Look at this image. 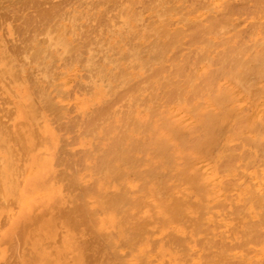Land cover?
<instances>
[{
    "label": "bare ground",
    "instance_id": "6f19581e",
    "mask_svg": "<svg viewBox=\"0 0 264 264\" xmlns=\"http://www.w3.org/2000/svg\"><path fill=\"white\" fill-rule=\"evenodd\" d=\"M41 1L52 14L46 27L32 6L44 41L30 43V15L35 31H25L22 45L32 46L28 54L23 46L25 57L42 65V81L29 85L25 70L6 67L0 42V84L8 74L25 85L1 87L19 118L10 127L0 120V264H264V115H256L263 128L254 136L224 148L216 173L228 181L197 173L189 158L207 154L220 118L237 106L229 81L264 79V0ZM56 62L65 66H55L61 79L80 68L79 90L96 93L92 110L89 98L79 101L76 119L66 82L49 75ZM258 94L264 89L249 90ZM6 99L3 122L13 113ZM177 107L198 124L181 133L171 116ZM243 112L236 122L246 127ZM70 135L84 137L79 157L69 153ZM232 184L234 198L225 194ZM224 191L223 201L216 195Z\"/></svg>",
    "mask_w": 264,
    "mask_h": 264
},
{
    "label": "rangeland",
    "instance_id": "374dc122",
    "mask_svg": "<svg viewBox=\"0 0 264 264\" xmlns=\"http://www.w3.org/2000/svg\"><path fill=\"white\" fill-rule=\"evenodd\" d=\"M2 1V0H1ZM10 2H12V0H9ZM8 0H6L5 2L4 1H2V2H0L1 3V9H0V42H2V38H3V41H4V45L3 44H1L0 43V45L3 47V49L5 50V56H4V60H5V63H6V67H8V68H11L12 69V71H15L16 73H18L19 71H23V70H25V74H26V76L29 78V85L31 84V83H33L34 82V84H38V82H40V81H42L41 79H42V71H41V69H42V65L41 64H39V63H36V62H33L32 61V57H29V58H27V57H25L26 56V54H28L29 53V51L32 49L31 47V45H30V43H32V45H34V46H36L35 48H37L38 46H40V45H37L38 43H40V42H43L44 41V36H43V34L41 33V32H45V29H44V31H43V27L44 26H46L47 24V22H49V21H51L49 18H45V17H48L50 14H51V12H50V14L49 13H47V11L49 10V8H45L44 6H45V4H43V2L40 0V1H38V0H13V3H11L10 4V2H9ZM20 1V2H19ZM24 1V3H25V5H24V3H22ZM30 1V3L29 4H27L28 2ZM36 1H37V4L35 5V3H36ZM52 1V3H50ZM61 1H63V0H55L54 2H56V3H58V2H61ZM116 1V0H115ZM117 1H119V0H117ZM121 1V0H120ZM150 1V0H149ZM15 2H17L16 4H15ZM27 2V3H26ZM53 2V0H49V2H48V0H47V5H48V3H50V5L51 4H53L54 3ZM110 2V3H109ZM111 2H113L114 3V0H112V1H108L107 2V7H109V5H111L112 6V3ZM19 3V4H18ZM56 3H54V4H56ZM6 4H8V6H7V8L9 7V10L8 9H6V8H4V7H6ZM13 4L14 5H16V7L18 6V8H13L12 7V9H11V6H13ZM39 4H41V5H39ZM43 4V5H42ZM53 4V5H54ZM11 5V6H10ZM20 5V6H19ZM37 5H38V7L40 8V10H39V8L37 7ZM46 5V6H47ZM105 5V6H106ZM23 6H26L25 7V9H27L26 10V12H25V9H24V7ZM35 6L39 11H41V12H38V10L36 9V8H33V7ZM40 6H42V7H40ZM52 6V5H51ZM22 7V8H21ZM47 7H50L49 5L47 6ZM139 7H140V10H142V8L144 9V11H140V10H138L139 9ZM137 6L136 8H137V10L136 11H139L141 14H143V17L145 18H147V17H149V15H150V12H148V11H146L147 10V8H145V7H141V5L140 6ZM6 9V10H5ZM22 9V10H21ZM33 9V10H32ZM36 11H35V10ZM45 10V11H43V10ZM14 10V11H13ZM31 10V11H30ZM50 10H52V8H50ZM55 10V8L52 10V11H54ZM5 11H7V12H5ZM16 11H17V13H16ZM24 11L25 13H27L28 12V14H25L24 12V14L26 15V16H29V17H27L26 18V16H23V18H21L22 17V12ZM34 12V13H31V12ZM56 11H57V7H56ZM3 12H5V13H3ZM10 12H11V14L13 13V15H10ZM19 12L21 13L19 16H17L18 14H19ZM38 12V13H37ZM6 13H9V14H6ZM40 13L42 14L40 17H43V19L45 18V20H47V19H49V20H47V21H45V23H44V20L42 19V18H39L40 19V22H39V24H43L41 27L42 28H40V25L38 24V21H39V19L37 18V17H35V15L37 16V14H38V17H39V15H40ZM52 13H54V12H52ZM23 14V15H24ZM35 14V15H34ZM45 14V15H44ZM46 14H47V16H46ZM30 15H32L34 18H37L36 20L32 17V16H30ZM44 15V16H43ZM11 16L14 18H12L11 19ZM18 18H17V17ZM51 16H52V14H51ZM17 20H16V19ZM31 18H33V19H31ZM51 18V17H50ZM145 18V19H146ZM9 19H11L10 21H9ZM19 19V20H18ZM42 19V20H41ZM151 20L153 19V18H150ZM149 18H147V21L149 22V20H150ZM6 20V21H5ZM21 20H23V25L24 24H26L25 26V28L26 29H24L23 27V25L21 24L22 23V21ZM33 20H35L34 22H33ZM38 20V21H37ZM16 21V23H14ZM21 21V23H20V25H19V22ZM26 21V22H25ZM43 21V22H42ZM10 23V22H12V25H11V23H10V25L8 24V23ZM28 22V23H27ZM32 22V25H33V23H34V25L36 24V22H37V24L34 26L33 25V28H35V30L37 31V29H39L37 32L34 30V29H32V28H29L30 26L32 27V25H30L29 26V23H31ZM239 23H240V26H239V29L240 28H243L244 26H245V23H242L243 21L242 20H240V21H238ZM10 26H7V24ZM13 23L14 24H17V25H14V27H15V29H13L12 30V26H13ZM51 23V22H50ZM50 23H49V25H50ZM4 25H5V27H4ZM99 25V24H98ZM4 27V28H2V27ZM17 26V27H16ZM23 26V27H22ZM39 26V27H38ZM48 26V25H47ZM46 26V27H47ZM9 27V28H8ZM13 27V28H14ZM11 28V29H10ZM22 28V30H20ZM93 28H96V26L95 27H93ZM93 28H92V30H93ZM19 29V31L17 32V30ZM28 29V30H27ZM52 29V28H51ZM4 30V32L5 33H3L2 31ZM6 30V31H5ZM12 30V31H11ZM31 30V31H30ZM33 30L35 31V33L33 32ZM42 30V31H41ZM92 30H91V32H92ZM20 31L22 32V34H20ZM32 32V33H34V34H37V33H39L40 32V34H39V36L37 35L36 36V38L37 39H34L35 41L33 42L32 41V39H33V37H35V35L33 36L32 35V37H31V34L29 33H26V32ZM15 32V33H14ZM17 32V33H16ZM2 33V34H1ZM19 33V34H18ZM27 35H25V34ZM15 34V35H14ZM92 34H94V33H92ZM91 34V35H92ZM96 34V33H95ZM20 35H22V36H24L25 35V37L22 39L21 37H20ZM30 35V36H29ZM90 35V36H91ZM3 36V37H2ZM15 36V37H14ZM17 36V37H16ZM43 36V37H42ZM94 36V35H93ZM18 37H20V39H22V41L21 40H19L18 41ZM26 37H27V39H26ZM30 37L32 38L31 39V42H30ZM92 37V36H91ZM14 38H16V39H14ZM42 38V39H41ZM9 39H11V40H9ZM25 39V40H24ZM28 39H29V42L30 43H28L29 45H26V44H23L22 45V43H27V42H25V41H28ZM41 39V40H40ZM99 39H101V38H99ZM16 40H17V43H16ZM23 40H24V42H23ZM39 40V42L37 43V41ZM217 40V39H216ZM12 41V42H11ZM216 42V41H215ZM3 43V42H2ZM7 43V44H6ZM13 45H12V44ZM33 43H35V44H33ZM134 43H136V40H135V42ZM9 44H11V47L13 46V48L12 49H10V45ZM14 44H16V45H14ZM41 44V43H40ZM146 44V43H145ZM7 45H9V46H7ZM22 45V48H23V46L25 47V52L26 51H28L29 49V51H28V53L26 52V54H25V52H24V48L22 49V48H20V46ZM26 45V46H25ZM44 45V44H43ZM185 45H187V44H184V46L182 45L181 47L182 48H184V49H187L186 47H188V46H185ZM16 46V48L17 49H15L14 47ZM30 47L29 49H28V47ZM28 50H27V49ZM14 49V51L15 50H18L17 52H12V50ZM20 49V50H19ZM21 49L23 50L22 52L23 53H20V51H21ZM143 50H145V49H143ZM187 52H188V50H186ZM186 51L185 50H183V51H181V53L180 54H182V53H186ZM18 53V54H17ZM17 54V55H16ZM21 54V55H20ZM170 55H171V58H172V56H173V53H169V57H170ZM25 58V61H24V58ZM27 60V61H26ZM58 65H60L61 66V68H59V70L61 71L62 70V72H64L65 70V66L64 65H62L61 63L59 64V63H57L56 62V65H55V63L50 67V69H49V75L51 76V77H54L53 78V83H55L56 82V85L57 84H59L60 82H61V80H63V81H65L66 82V86H65V89H66V93H65V97H66V102L69 104V107L71 106V118H77V113H78V111H77V108H78V103H79V101L81 100V102H83V101H87L86 99L87 98H89L90 99V101H89V106H88V109H90V110H92L94 107H95V105H94V97H95V95H96V93L94 92V90L92 91V93L87 97L86 96V93H87V91L86 92H84V93H82L80 90H79V88H78V84H79V82H78V77L77 76H83L84 74H85V72L84 71H80V68H78V71H76V73L75 74H72L73 72H75V71H73V72H71V74H66V75H64L63 76V78L61 79L60 77H61V75L59 74V70L58 69H56V67L55 66H58ZM1 72V71H0ZM1 75H2V72L0 73ZM9 78L7 79V77H6V79H5V81H6V84H4V82L5 81H1V84H0V97L1 98H8V99H6L5 101H4V103L6 104V105H4L3 106V108H5L6 107V109L8 110V108H12V109H9V110H12V112L13 113H11V111L9 112V117H7V118H9L8 120L6 119V116H5V120H6V122L4 121L3 122V119H4V115L2 114V112H1V110H0V112H1V115H3V116H0L1 118H0V120L2 121V123H6V125L8 124H10V125H12L13 123H15L16 121H17V119L19 118L18 117V111H17V108H15V106H14V104L12 103L13 101H14V99L13 98H11V97H7V96H2L1 95V87L3 88V90H9V91H11V90H13V89H16V90H21V89H23V87L25 86L24 85V83H22L20 80V77L17 75V77H15L16 79H15V81H14V77L13 76H10V75H8V74H6ZM19 75H21V73L19 72ZM13 78V79H12ZM18 78V79H17ZM259 79V80H258ZM261 78H254V77H249V85L248 86H241L240 84H238V83H234V85H233V83L231 82V81H229V83H230V88H232V93H233V98H234V106L235 105H237V106H235L234 108H232V107H230V106H228L229 108H230V114H229V116H227V117H224V118H220V122H223V123H221V124H223V126L220 124V122H219V124H218V128H217V136L215 137V139L213 140V142H212V146L210 145V147L211 148H209V153L207 152V154H206V152H204V153H202V151H198V153H196L195 151H191L190 152V154H189V156H191V157H189V158H191L190 159V161H191V163H193L192 165H194V166H192V168H195L197 171V173H202V174H204L205 176H212L216 181H218V180H220L221 179V181H224V179H226L227 181H228V179H227V174H226V172H224V175L223 174H219L220 173V171H221V173H223V169H221V168H219V167H217L218 168V170H219V173H216V172H218V170L216 169V166H218V165H216L217 164V162H222V156H223V152H224V148L225 149H228V148H231V147H233V146H235V144L237 143V142H239V140L241 141V138H243V139H245V137H247L248 139H249V137L251 138L252 136H254V134L255 133H257L259 130H260V128L262 129L263 127V125H261L262 123H259L258 121H255V119H257V117H256V115L258 114V113H262L263 115H264V96L263 95H257V97H255L256 98V100H257V103H256V100H255V98H252L250 95H249V90H250V92H251V90H253V89H264V79H261ZM8 80H11L10 82L8 81ZM18 80L20 81V83H17L18 82ZM17 81V82H16ZM79 81L80 82H84L85 81V78L84 77H81L80 79H79ZM7 82H8V86H9V88H7L8 86H7ZM6 85V87L4 88V86ZM255 86V87H254ZM69 89V90H68ZM233 89H235V90H233ZM79 91H80V93H82V95H80L79 94ZM76 92H77V94H76ZM79 95V96H78ZM85 95V96H84ZM91 96V97H90ZM64 97V98H65ZM85 98V99H84ZM92 98V99H91ZM261 98V99H260ZM236 99H238V100H236ZM243 99V100H242ZM260 99V100H259ZM8 100V101H7ZM70 100V101H69ZM248 100V101H247ZM252 100V101H251ZM3 101H1V102H3ZM240 101V102H239ZM76 102V103H75ZM91 102V103H90ZM93 102V103H92ZM4 103H2V105L4 104ZM245 104V105H244ZM249 104H251V105H249ZM8 105H9V107H8ZM13 105V106H12ZM242 105V106H241ZM243 106H244V110H242L243 109ZM252 106V107H251ZM261 106V107H260ZM74 107V108H73ZM247 107V108H246ZM254 107V108H253ZM14 108V109H13ZM73 108V109H72ZM85 108H86V106H85ZM249 108V109H248ZM0 109H1V107H0ZM232 109V110H231ZM235 109V110H234ZM248 109V110H247ZM239 110V111H238ZM244 111L243 112V114H245V115H247V125L248 126H243V125H246V124H240L239 122H236L237 121V119L239 120V118H238V115L237 114H240L242 111ZM245 110H247L249 113L248 114H246L247 113V111H245ZM263 111V112H262ZM6 112V111H5ZM216 112V111H215ZM251 112V113H250ZM12 115H11V114ZM175 113V114H174ZM173 113V115H171L172 116V119L174 118V120H176V122H177V124H178V128L177 129H179L180 130V132L181 133H183L182 131L183 130H187V129H189L188 127H190V128H192V126L193 127H195L198 123H197V119H195L196 117L191 113V112H189V111H185V110H180V108H178L177 107V111L176 112H174ZM8 113H5V115H7ZM74 115H75V117H74ZM77 115V116H76ZM176 115V116H175ZM235 115V116H234ZM10 116H11V118H10ZM73 116V117H72ZM192 116V117H191ZM235 118H234V117ZM39 117V116H38ZM37 117V119H36V123L38 122V124L39 125H41L40 124V121H41V119H40V117L38 118ZM223 119H224V121H223ZM13 120V121H12ZM225 120H226V122H225ZM233 120H235V121H233ZM252 121H253V125H258L259 126V128H258V126H257V129H256V127H255V129H253V130H251V124H252ZM181 122V123H180ZM242 122V121H241ZM251 122V123H250ZM180 123V124H179ZM193 123V124H192ZM226 125H225V124ZM257 123V124H256ZM189 124V125H188ZM10 125L8 126V127H10ZM186 125V126H185ZM221 125V126H220ZM225 125V126H224ZM234 126V125H237L236 127H238V126H242V127H240L239 129L241 130V131H237V132H235V129H231V126ZM185 126V127H184ZM221 128H220V127ZM232 126V127H233ZM244 127H245V131H244ZM250 127V128H249ZM247 128V129H246ZM231 129V130H230ZM237 129V128H236ZM259 129V130H258ZM238 130V129H237ZM252 132V134L250 133V131ZM184 131V132H185ZM232 132H233V134H232ZM240 133H242V134H240ZM247 133V134H246ZM77 134V133H76ZM237 135V136H236ZM238 135H240V136H238ZM250 135V136H249ZM72 136H74V133L72 134ZM71 135L69 136V138L71 137V139H74V140H76L77 141V143H76V141H74V140H71V139H68V140H70L68 143H70V147H68V150L70 151L69 153L70 154H72L73 152L75 153V154H72V155H76L77 153V155L76 156H81L82 154H80L81 152V150H82V152H83V150H84V148L82 147V145L80 144V143H78V141H82L83 139H84V137L83 136H81V139L79 140L78 139V136H76L75 135V137L73 138ZM237 138H236V137ZM232 138H234V139H232ZM246 138V139H247ZM239 139V140H238ZM73 141V142H72ZM235 143H234V142ZM230 142V143H229ZM76 143V145H74L73 146V144H75ZM229 143V144H228ZM233 144V145H232ZM237 144H240V142L239 143H237ZM73 147V148H72ZM223 147V148H222ZM79 151H78V150ZM74 150H76V152L74 151ZM194 152V153H193ZM200 152V153H199ZM197 157V158H196ZM76 158V157H75ZM194 158H195V160H194ZM190 163V164H191ZM211 164V165H210ZM221 164V163H220ZM212 169V170H211ZM201 171V172H200ZM188 172H191V171H188ZM181 184H182V182H180ZM231 184V183H230ZM185 186V184H182L181 185V187L183 188L184 186ZM229 189V190H228ZM228 189L227 190H225V191H227L226 193H225V191L224 192H218L217 193V198H219L220 200H223L224 201V198L226 197L225 196V194H228V195H231L232 196V198H234L235 196H236V194H238V191L239 190H237V187L235 188V186L232 184V185H229L228 186ZM236 190V191H235ZM229 192V193H228ZM231 192V193H230ZM225 193V194H224ZM220 196H219V195ZM233 194L235 195V196H233ZM224 198H223V197ZM222 210V209H221ZM221 210H219L218 208L217 209H214V214H213V220H217V222H218V219L216 218V219H214L215 218V214L217 213V212H221Z\"/></svg>",
    "mask_w": 264,
    "mask_h": 264
}]
</instances>
